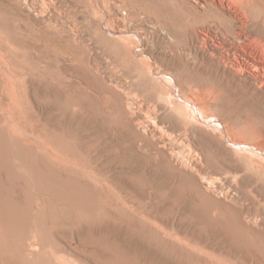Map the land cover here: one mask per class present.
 <instances>
[{"label": "bare ground", "instance_id": "6f19581e", "mask_svg": "<svg viewBox=\"0 0 264 264\" xmlns=\"http://www.w3.org/2000/svg\"><path fill=\"white\" fill-rule=\"evenodd\" d=\"M140 1L89 2L95 11L113 13L105 27L112 35V45L105 44L103 48L117 60L112 62L113 75L110 66L103 65L98 56L97 49L102 42L98 34L103 31L97 30L98 34L86 37L72 26L66 36L61 34L72 49L70 53L78 62L77 75L84 79L85 85L69 88L62 82L51 84V103L61 111L63 118L61 125L56 122L53 125V135L64 142H74L85 161L93 165L96 162L93 152L106 142L104 136L112 128L105 124L104 110L115 111V129L126 142H123L124 148L133 151L125 157L141 165L133 178L123 182L135 193L121 187L122 190L112 196L124 200L122 192L125 191L132 197L130 202L124 200L131 210L113 212L106 224H100L93 217L94 213L88 212L86 223L79 225L84 228L80 240L97 248L91 253L97 264H264V250L261 261L255 258L257 248L264 249V234L260 243L251 241L247 236L251 228L243 219L258 225L259 218L250 216L247 198H241L239 191L230 187L225 192L233 205L218 202L222 214L211 216L209 210L215 204L205 199L201 205H188L189 215L182 216L177 226L171 223L174 209L170 206L154 214L137 209L148 196L146 173L165 169L166 179L160 182V187L167 189L174 178L179 182V191L171 205H180L187 195L199 192L198 178L211 189L221 179L204 171L203 153L207 148L191 144L189 124L195 123L192 117H197L198 113L205 115L208 108L222 107L238 121L244 119L264 125V3L261 0H143L148 3L144 10ZM38 3L32 7L38 14L45 15L48 8L57 6L58 0H39ZM143 10L149 18L147 27L135 23ZM176 15L181 18L178 22H184L183 28L176 25ZM150 56L174 76L169 75V80L161 78L160 82L149 73L152 76L149 82L143 65ZM136 83L139 91L134 90ZM182 83H186L189 94L178 90ZM144 89L149 91L146 93ZM71 112L74 117H81L78 125L70 119ZM100 118L104 123L101 126L104 136L98 134L84 141V122L89 124ZM176 118L181 125L170 132L165 125ZM184 144L188 146L187 152L181 150L182 145V148L187 147ZM116 147L121 151L123 144L118 142ZM243 150L253 159L255 156L264 159V152L258 153L253 145ZM53 152L50 187L70 203L85 207L88 202H98V181L110 187L122 185L118 176L109 177L103 172L107 165L114 164L109 158L93 176L95 182H91L61 171L57 165L58 151ZM261 188L264 191V186ZM165 193H168L166 190L164 196L169 198ZM151 215L160 223L153 221ZM30 239V247L41 244L38 239Z\"/></svg>", "mask_w": 264, "mask_h": 264}, {"label": "rangeland", "instance_id": "374dc122", "mask_svg": "<svg viewBox=\"0 0 264 264\" xmlns=\"http://www.w3.org/2000/svg\"><path fill=\"white\" fill-rule=\"evenodd\" d=\"M100 1L103 4L104 0ZM261 1L264 3V0ZM38 2L39 0H0V264H97L91 254L97 248L85 245L80 240L84 228L79 225L86 223L89 218L87 213L90 211L100 224H106L113 212L122 209L126 211V208L131 210L125 201L130 202L132 197L125 191L122 192L125 201L112 196L122 190L121 187L135 193L123 182L133 178L136 169L141 168V165L125 157L133 151L124 148L126 142L115 129V111L104 110L107 118L105 124L112 126L106 136L103 135L101 127L104 124L102 118L89 124L84 122V141H90L98 134L107 138L104 139L107 143L104 142V145L101 144L93 152L96 161L93 165L85 161L74 142H64L60 137L56 138L53 135V125H61L63 118L61 111L51 103L50 87L52 83L58 82L70 86L69 88L85 85L84 79L77 75L78 62L70 53V45L61 38V34L66 36L72 26L86 37L103 31L98 34L102 40L98 48L102 49L100 54L97 49L99 60L103 65L110 66V72L114 74L112 62L117 60H113L114 57L103 50L105 44L112 45V35L105 27L107 22H111L113 13L100 9L95 11L96 8L89 3L90 0H58L57 6H51L45 15H40L32 7L33 3L37 6ZM140 4L147 10L148 3L142 0ZM144 10L135 18L139 27L149 25V18L145 14L147 11ZM178 16L175 19L176 25L183 28L184 22H178L181 19ZM145 60L143 67L146 77L149 75V82L152 77L149 73L158 80H169L170 76H174L153 57ZM131 71L129 72L133 74L134 70ZM134 90H140L137 83ZM178 90L182 94L190 93L186 83L179 85ZM144 91L147 93L149 89ZM205 112L209 115L198 113L197 116L202 122L197 117H192L195 123L189 124L190 140L193 147L207 148V152L203 153L205 173L221 179L211 189L198 178L199 192L187 195L180 205H171L177 190L179 191V182L174 178L168 183L167 189L160 187V182L166 179L165 169L146 173L149 179L148 196L137 209L154 214L155 211H162L170 206L174 209L170 217L171 223L177 226L182 216L189 215L188 205H201L205 199H210L215 204L210 207L211 216L222 214L218 202L233 205L225 192L230 187L239 191L241 198H247L251 207L248 210L252 214L250 216L259 218L258 225L243 218L251 228L248 238L258 244L261 234H264V191L261 188L264 186V159L258 156L253 159L243 149L253 145L258 153L264 152V125L244 119H239L242 120L239 122L238 118L230 117L222 107H211ZM73 113H70V119L78 125L82 119L80 116L74 117ZM178 121L180 120L177 118L169 120L165 126L170 132H174L181 125ZM118 142L123 144L121 151L117 150ZM239 143L241 145L238 146ZM182 147L181 150L186 149L184 152H187L188 146ZM53 151H58L57 165L61 171L91 182H95L93 176L101 171L100 168L102 169L109 158L115 165H107L103 172L109 177L118 176L122 185H118L119 188L110 187L98 181V202H88L85 207L70 203L59 197L50 187L51 166L55 157ZM209 153L218 156L217 159ZM217 160L223 166L218 165ZM165 190L168 192L165 194L170 195L169 198H165ZM151 218L160 223L153 215ZM30 238L38 239L41 244L30 247ZM258 248L255 258L261 261L264 249Z\"/></svg>", "mask_w": 264, "mask_h": 264}]
</instances>
